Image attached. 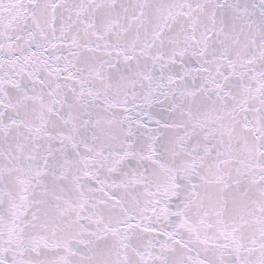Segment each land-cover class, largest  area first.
<instances>
[{
	"label": "snow or ice",
	"instance_id": "6c2138e0",
	"mask_svg": "<svg viewBox=\"0 0 264 264\" xmlns=\"http://www.w3.org/2000/svg\"><path fill=\"white\" fill-rule=\"evenodd\" d=\"M0 264H264V0H0Z\"/></svg>",
	"mask_w": 264,
	"mask_h": 264
}]
</instances>
